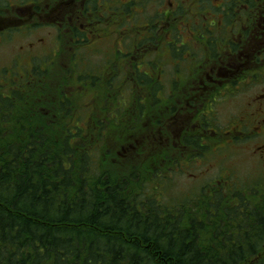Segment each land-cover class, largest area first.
I'll return each instance as SVG.
<instances>
[{
	"label": "trees",
	"instance_id": "16d2710c",
	"mask_svg": "<svg viewBox=\"0 0 264 264\" xmlns=\"http://www.w3.org/2000/svg\"><path fill=\"white\" fill-rule=\"evenodd\" d=\"M101 5H96L87 15L79 11L81 18L93 24L96 14L104 13ZM142 6L141 0L136 3L127 0L118 9H108V13L113 12L112 19L106 13V22L91 27L93 34L102 33L107 24L106 28L113 27L110 32L122 33L123 42L137 40L140 51L148 46L160 52L164 48L160 42H165L167 49L163 35L165 21L168 16L174 17L168 30H173L177 41L176 37L180 36L174 28L179 27L180 19L184 20L179 15V7L169 8L170 12L164 16L160 12L146 11V4L143 9ZM75 25L70 34L73 39L67 36L70 47L95 48L87 41V30L81 29L77 22ZM146 25L148 29L143 28ZM22 28V25L5 28L0 38ZM55 28L57 44L66 26L56 25ZM209 28L210 25L203 26L202 33L210 35ZM216 29L219 30L215 27L213 30ZM213 38L209 37V48L212 52L217 50V57L224 42ZM184 47L190 46L182 43L181 48ZM126 48L118 50L129 53L137 49L130 42ZM74 52L82 55L76 49ZM175 52L179 54L181 50ZM34 66L21 70L17 65L15 69L27 76L24 71ZM87 66L85 60L70 59L74 70L71 80L84 84L80 83L81 73ZM106 66L99 67L101 83L92 81L89 87L78 85L81 90L69 79H60L58 83L49 78L54 82L50 92L54 99L47 101L44 93L49 83L45 78L35 85L27 78L21 85L6 90L1 85L0 264H248L246 261L264 264V182H250L247 187V182L240 184L245 182L246 175L239 177L222 169L226 170L221 174L225 178L217 177L218 188H212L214 182H209L181 203L165 199L163 188L169 183L165 182L171 178L169 174L162 173L147 180V170L151 167L138 166L130 158L127 161L132 169L122 171L100 161L119 138L132 143L135 148L132 156L143 147L140 137H131L134 127L125 124L126 113L124 116L118 112L110 114L106 120L109 127L103 123L104 100L109 95L110 99L116 95L118 99L114 102L118 107H130L135 98L131 89L130 92L124 90L126 85L118 82L103 85L100 76ZM120 86L123 89L117 92ZM91 87L100 94L87 102L76 98L84 96ZM109 88H113L112 91ZM73 89L81 96L71 92ZM219 95L214 91L215 103ZM106 104L113 102L106 101ZM209 104L210 100H206V107ZM129 117L134 118L132 114ZM215 117L217 119V115ZM217 133L218 137L226 136ZM226 137L224 143H217V151L243 140L242 136ZM201 140L184 136L181 144L196 148L200 151L198 157L204 160L210 154L204 153L207 140ZM154 146L162 148L164 142ZM174 160L180 163L177 158ZM175 161L172 168L177 171L182 164L177 166Z\"/></svg>",
	"mask_w": 264,
	"mask_h": 264
},
{
	"label": "flooded vegetation",
	"instance_id": "af4514ba",
	"mask_svg": "<svg viewBox=\"0 0 264 264\" xmlns=\"http://www.w3.org/2000/svg\"><path fill=\"white\" fill-rule=\"evenodd\" d=\"M35 1L41 2L46 10L52 12L54 27L56 25L66 26L64 29L65 34L72 40L71 30L74 29L75 23L80 22L83 16L79 11L83 10V14L87 15L88 11L101 4L109 9L112 7L118 9L119 5L127 0H113V4L108 0ZM35 1L29 3L27 0H14V2L0 0V32L3 33L5 28L10 26L19 27L24 24L25 27H28L29 25L26 23L37 16V10H33L29 16H26V14H21L22 16L11 14L10 10L21 11L25 7L33 9ZM134 1L136 3L137 0ZM146 1L149 0H144V2L141 0L143 6L145 4L148 6ZM153 1H157L160 7L157 12L167 16L170 9L168 8L169 11H165V7L161 5L164 0ZM94 2L96 4L92 6ZM65 5L71 6V9L67 8L66 12L59 13V10L63 11ZM169 5L170 8L179 7V15L184 17L185 23L183 19H180L181 21L178 22L182 23V26L178 27L177 25L176 30L179 36L182 35L183 31L184 35L187 32L191 34L193 42L190 47L197 46L199 43L197 40H193L192 28L197 29L198 27L202 31L203 26L210 25L208 29L210 35H205V46H201L196 51L188 49L178 54L169 49L171 40H167L168 50H165L164 47L160 52L149 51L146 50L148 48L146 46L145 50L140 51L138 44H136L137 40L135 42L130 40V44L134 43L137 49L129 53H124L126 51L122 52L118 49L112 53L110 52L109 57H106L110 61L105 64L107 65L106 70L104 69V73L100 76L105 86L106 84L116 85L119 83L120 85H126L128 89L135 92V98L130 104L131 114L134 116L135 121L133 122L134 128L131 137L165 138V140L163 139L165 145L162 148L153 146L151 148L153 151L149 152L148 157L141 158L145 152L136 153L135 157L132 154L130 156V160L132 159L134 163L137 161L138 166L145 165L148 168L151 167V169L157 168L161 172L165 168L171 169L173 167L171 162L173 156L178 157L177 160L185 167L188 163L186 156L195 155L198 161L202 160L201 163L205 161L198 157L197 153L200 151L196 148L193 149L181 144V139L184 136H196L202 139L201 141L207 140L208 147L204 152L206 154L212 155L217 152V140L214 137H218V133L215 132L218 127L213 95L216 91L214 88L221 81L220 85H223L222 88L227 91L237 90L239 86L245 89L250 84L264 82V0H220L219 3H214L213 0H194V12H191L193 9L186 12V7L183 4L174 5L173 2H169ZM173 18L168 16L165 21L167 28H170V21ZM87 22H89V19L86 18L85 23ZM85 23H79V26L83 30H87L85 32L87 41L92 42L90 45L95 47L102 39H105L106 32L94 35L91 29L94 23ZM214 27L219 30H213ZM143 28L148 29V26L146 25ZM202 32L201 34H203ZM212 36L213 39L221 38V41L224 42L223 48H220L217 57H215L217 50L212 52V49L209 48L208 41L209 37ZM92 51L96 52L98 50ZM56 54H59V52L53 50L46 57L54 58ZM112 55H115V59L112 58ZM117 55H121V57L119 58ZM68 56H70V59L76 57L84 59V56H79L74 51L70 52ZM34 57V54L29 57L31 61L29 66H32L31 63ZM165 58L169 61H165ZM18 60L16 58V61ZM127 62H129L130 70L125 72L122 79H120V73L116 74L115 71L118 70L120 64L123 65ZM112 65H115V67ZM129 66L126 65V67ZM24 73L27 72L24 71ZM239 79L242 80L240 83L238 82ZM113 88L109 89L112 91ZM116 89L118 92L123 87L120 86ZM110 96L104 100V103L110 101L116 105L114 101L117 99L110 100ZM113 98H116L115 94ZM206 100H210L207 107L205 105ZM141 104L143 105L142 108L140 107ZM186 113L191 114L188 121L185 120ZM229 122L233 124L228 130L224 131L226 136H242L243 139L247 136L255 140L261 139L264 136V90L252 95L248 100L244 113L238 116L233 113ZM173 139L178 142L175 143L176 141ZM189 151H193V153ZM255 154H257L259 169L254 173L246 174V182H264V144L256 148ZM184 155L185 157H183ZM144 162L145 164H143ZM175 162L177 163V161ZM180 163L178 162L177 166H181ZM180 169L182 170V167Z\"/></svg>",
	"mask_w": 264,
	"mask_h": 264
},
{
	"label": "rangeland",
	"instance_id": "374dc122",
	"mask_svg": "<svg viewBox=\"0 0 264 264\" xmlns=\"http://www.w3.org/2000/svg\"><path fill=\"white\" fill-rule=\"evenodd\" d=\"M14 2V0H11ZM26 1V0H24ZM30 1L34 2L35 0H27V2L30 3ZM112 0H110L111 2ZM147 2V10L148 12H154L157 13V11L160 10V7L158 6V2H154L153 0L146 1ZM169 2H173L174 5L177 4H183L186 7V12L189 11V9H193L191 12H194L195 7L193 6L194 0H164V2L161 4L165 9L170 8ZM214 3H219L220 0H213ZM26 3V2H25ZM203 6H206L205 4H202ZM29 6V5H27ZM39 6V7H38ZM37 8V9H36ZM67 8L70 10L71 6L65 5L63 6V11L59 10L60 12H66ZM143 9V6L141 7ZM109 8L101 7L100 10H103L104 13H100V16L96 14V19H94L93 23L94 25L100 24L99 22H106V15L109 16L110 19L113 17V12L110 11L108 13ZM33 10H37V16H35L33 19H30L28 23L29 28L25 27V25H22V29L15 31L14 33H7V37L3 39L0 38V87L1 85L6 90L7 88H11L13 85H21V83L26 81L27 78H30L33 82L31 84H36L37 81H40V79H47V90L44 93V100L47 101L48 98L54 99V96L50 93L51 92V84L54 82H51L50 79H53L54 81L59 83L60 79L68 80L70 83H73L77 86L78 85L82 87H89L92 86L89 83L92 81H95L96 84L101 83L98 81L99 79V70L101 66L109 63L110 60H107L106 57H109L110 52H113L117 49L125 50L127 49L126 46L129 41L124 40L122 38V33H112L110 32L113 27L109 25V28H106L107 24L105 25V28L102 33L106 30L105 39H102L95 48L89 49L85 46H79L78 48H74L77 51H79L83 56L85 60V63L88 65L85 71H82L81 78L83 80H80L79 84L75 80H71V77L74 74V70L70 67V52L74 49L70 47V41L69 38H67L66 32L62 34L61 42L57 41L56 44V36L58 37L56 28L53 26V17L52 12H49L48 9L44 7V5L41 2L35 1L33 9H30L28 7L22 8L21 11H18L16 9L10 10L11 14H18L19 16H22L21 14H26V16H29L30 13ZM141 10V9H140ZM108 13V14H106ZM50 14V15H49ZM54 14V13H53ZM210 17V16H209ZM198 19V17H197ZM199 20V19H198ZM86 20L85 18H81L79 23H84ZM184 22V20H183ZM192 22V20H191ZM199 23V22H198ZM79 26V25H78ZM179 26H182V23L179 24ZM166 27V22H165ZM171 27V26H170ZM81 28V27H80ZM103 28V27H102ZM82 29V28H81ZM176 29V28H174ZM6 31V30H5ZM171 31L168 30V28H165V40H171L170 41V48L173 51L181 50V52H185L188 49L195 50L200 49L201 46H205L206 43V34H201L202 31L197 27V29L194 27L192 28V33L194 36L193 40H197L199 43L197 46L193 45L190 48L184 47L181 48V44L184 43L186 46H190L192 44V38L191 34L187 32L185 35L182 32V35L180 34V38H176L177 41H175L174 37L175 34H173ZM98 34V33H97ZM113 34V36H111ZM120 36V37H119ZM172 37V38H171ZM189 39V40H188ZM161 45L165 47V42H160ZM159 43V46H161ZM189 43V44H188ZM156 49V48H155ZM53 50H56L59 52V54H56L54 58H48L47 55L51 54ZM92 50H98L96 52H93ZM146 50L152 51V48H146ZM167 50V49H165ZM180 52V53H181ZM33 54L35 57L32 60L33 65L35 64L34 68H31L27 71V76L23 75V73H17V70L15 69L18 65L21 70L26 69L29 63L31 62L29 60V57H32ZM21 55V56H20ZM44 56V57H43ZM120 58L121 55H118ZM166 57V53H165ZM16 58H20L18 61H16ZM107 61V62H106ZM165 61H169L167 58H165ZM20 63V64H19ZM129 62L123 64L118 70H116V74L120 73L119 78L122 79V75L130 70V66L128 64ZM32 65V66H33ZM128 65L129 67H126ZM188 65V64H187ZM115 67V65H112ZM91 67V68H90ZM96 68V70H92V68ZM98 67V68H97ZM165 68L168 70L167 66ZM46 72H45V71ZM101 72V71H100ZM23 75V77H22ZM68 75V78L66 76ZM45 76V77H44ZM222 82V81H221ZM214 88L216 92L218 91V94H221L218 96L217 102L214 104L216 109V115H217V126L219 130H216L215 132L224 133V131L228 130L233 123L229 122L230 117L233 115V113L237 116L244 113L246 106L248 104L249 98L254 95L255 93H258L262 90H264V82L257 83L254 85H251L249 87H246L245 89H242L240 86L238 89H231L229 91H223L222 88L223 85H220ZM46 85V84H45ZM2 88V87H1ZM3 89V88H2ZM75 89V87H74ZM72 90L71 92L76 90ZM89 90L85 91V95L81 96L78 92H76V95H80L81 97H77L81 101L87 102L90 99L95 98V96L100 94V91L94 87L88 88ZM78 90H81L80 88ZM124 90L127 92L129 91L128 87H125ZM0 92H2L0 90ZM130 92V91H129ZM50 93V94H49ZM2 95V94H0ZM86 99V100H85ZM112 99H118V98H112ZM121 99V98H119ZM111 100V99H110ZM76 103L78 101L76 100ZM127 103V101H126ZM54 110V108L52 109ZM105 110V116L103 115V123L105 126L109 127L108 120L110 118V114L118 112V114L123 116L126 113V122L127 126H133V119L129 117L131 115L132 109L130 107H118L116 104H105L104 105ZM101 115V114H100ZM190 113H186L185 120H190ZM122 116V117H123ZM129 117V119H128ZM107 118V119H106ZM122 122V121H121ZM126 130L127 127H125ZM223 130V131H220ZM217 140V143H224V141L227 140L228 137L226 136H219L214 137ZM213 138V139H214ZM247 138V139H246ZM165 138H140L139 140H142L143 147H141V150H139V153L145 152L141 158L148 157L149 152L153 151L151 148L158 144L159 142H163ZM177 143L178 141L173 139ZM129 139L126 138H119L117 142H114V146H109L111 149H108V154H105L104 157H100V161H104L103 163L108 164L110 167L115 166L114 169L118 171L126 170L128 168L132 167L130 166V163L127 161V159L130 158L131 153L135 152V148L131 145L132 143H128ZM123 144V145H122ZM261 144H264V136L261 139H253L248 138L245 136V138L239 142L235 146H229L224 149H221L217 151L216 153H213L212 155H209L208 157L204 158V162L201 163V161L196 160V158H193L194 156L191 155L190 157L186 158L188 159L187 166H182V170L180 168L177 169V171H174L173 168H165L164 171L161 172L159 169H148L147 174V180H151L153 177H158L160 174H169L171 176L170 179H166L165 182H169L165 185L163 188V192L165 191V199H175L179 200V202L186 201L188 199V196L198 189H201V187L208 185L212 182L214 184L213 187L219 186V182L217 181V177L221 176L223 172L232 171L239 177H243L248 173H254L259 169V162L257 160V154H255V150L258 146ZM165 145V144H164ZM123 151L124 149H126ZM193 153V151H189ZM101 156V155H100ZM135 157V154L133 155ZM185 157V155L183 156ZM178 157L173 156L171 159V162L173 163ZM183 159V158H182ZM126 161V162H125ZM190 162V163H189ZM137 163V162H136ZM153 163V162H152ZM184 167V168H183ZM226 169V170H222ZM97 172V171H96ZM222 178H225L224 175L221 176ZM210 182V183H209ZM229 182V180H228ZM241 182V180H240ZM206 183V184H205ZM161 184H164L162 182ZM232 184V183H231ZM240 184L245 185V182H241ZM233 185V184H232ZM246 186H250V182H247ZM200 190L197 192L199 194ZM196 195V193L194 194ZM190 197V196H189ZM190 204V203H189ZM188 204V205H189ZM264 211V209H263ZM246 263L250 264L249 261H246Z\"/></svg>",
	"mask_w": 264,
	"mask_h": 264
}]
</instances>
